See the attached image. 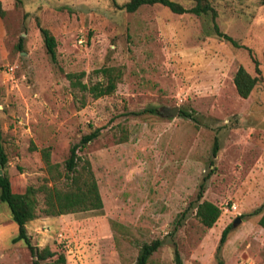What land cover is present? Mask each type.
Listing matches in <instances>:
<instances>
[{
	"label": "rangeland",
	"instance_id": "rangeland-1",
	"mask_svg": "<svg viewBox=\"0 0 264 264\" xmlns=\"http://www.w3.org/2000/svg\"><path fill=\"white\" fill-rule=\"evenodd\" d=\"M129 0H0V134L8 174L26 186L49 181L40 151L63 171L70 148L90 162L102 210L40 213L26 226L39 249L67 264H136L143 243L161 240L147 264H264V5L260 0H203L214 10L175 14L162 4L128 13ZM190 9L197 0H171ZM39 26L56 41L46 53ZM235 40L233 46L218 31ZM254 60L260 74L255 71ZM244 67L258 77L247 99L233 84ZM121 70L113 94L93 99L101 68ZM193 119L164 116L163 107ZM155 108L157 114L144 112ZM215 142L218 152L212 157ZM207 178L206 181L204 179ZM201 201L222 213L212 228L196 217ZM236 218L240 222L233 227ZM17 226L0 201V264H32ZM42 264H45L44 262Z\"/></svg>",
	"mask_w": 264,
	"mask_h": 264
},
{
	"label": "trees",
	"instance_id": "trees-1",
	"mask_svg": "<svg viewBox=\"0 0 264 264\" xmlns=\"http://www.w3.org/2000/svg\"><path fill=\"white\" fill-rule=\"evenodd\" d=\"M203 0H197L196 5L190 9L184 8L181 4L171 0H129L124 5L125 11L128 13L135 12L142 5H153L156 3L162 4L169 8L175 14L192 13L201 15L202 13H212L214 17V10L208 3H202ZM264 5V0H260ZM0 16H3V11L0 8ZM42 36L46 53L53 64L57 61L56 41L53 35L41 26L38 27ZM218 31L217 26L215 27ZM219 36L230 42L235 47L240 45L227 36L218 31ZM255 71L260 74L259 64L254 60ZM97 73L102 74L103 81L96 82L88 86L81 82L83 73L68 74L67 78L70 85L80 91L88 92L93 99L102 96L111 95L116 90L117 83L121 79V70L114 67H106L98 70ZM258 82V77H254L247 72V70L240 66L233 77V84L235 86L238 96L242 99H247L252 93L255 85ZM157 114L155 108L144 110V112ZM181 117L193 119V116L181 110L179 112ZM99 129L91 131L81 137L78 144L70 148L69 156L64 162L63 171H59L58 165L52 164L50 159V148H44L40 151L42 162L49 175L51 185L44 183L38 187L31 185H24L21 180V168L17 167L19 175L10 176L8 174L9 160L4 151L1 134H0V201L5 203L10 211L12 221L17 226L16 236L13 237L12 242L17 243L22 241L26 246L32 258V264H67L65 255L51 251L48 247L39 249L31 243V238L27 233L26 226L29 222L37 218L38 212V195L43 196V208L39 211L45 216L56 217L62 214L102 210L103 202L99 193L98 185L95 180L90 162L78 154L88 143L98 137ZM218 152V145L215 142L212 157H215ZM207 178L204 179L206 181ZM204 184L200 186L198 194V204L196 206V217L200 223L206 228H212L220 217L222 210L213 203L208 201H201L203 195ZM262 216L259 220L260 226L264 228V205L255 210L250 215ZM231 226L226 227L220 237L217 248L218 264H224L219 253L227 240ZM161 240H153L150 243H143L139 249L136 264H147L151 256L161 247ZM176 264H180L181 260L177 250H175Z\"/></svg>",
	"mask_w": 264,
	"mask_h": 264
},
{
	"label": "water",
	"instance_id": "water-1",
	"mask_svg": "<svg viewBox=\"0 0 264 264\" xmlns=\"http://www.w3.org/2000/svg\"><path fill=\"white\" fill-rule=\"evenodd\" d=\"M180 109L178 106L170 108V107H163L161 108V113L164 116H171V117H177L179 115ZM1 174V170H0ZM240 222V218H236L233 222V227H235Z\"/></svg>",
	"mask_w": 264,
	"mask_h": 264
}]
</instances>
